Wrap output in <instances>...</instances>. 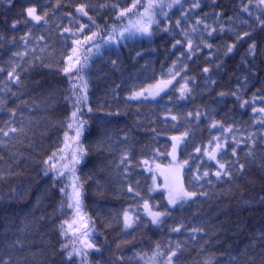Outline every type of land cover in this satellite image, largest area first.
<instances>
[{"label":"trees","instance_id":"16d2710c","mask_svg":"<svg viewBox=\"0 0 264 264\" xmlns=\"http://www.w3.org/2000/svg\"><path fill=\"white\" fill-rule=\"evenodd\" d=\"M146 4L0 0V264H264V4L180 0L111 42ZM178 134L171 207L145 165Z\"/></svg>","mask_w":264,"mask_h":264},{"label":"rangeland","instance_id":"374dc122","mask_svg":"<svg viewBox=\"0 0 264 264\" xmlns=\"http://www.w3.org/2000/svg\"><path fill=\"white\" fill-rule=\"evenodd\" d=\"M180 0H146V7L141 15L135 17L132 21L119 27L116 32L110 36V41L114 42L117 39L125 40L128 37H135L137 35H144L149 33V28L152 22L155 21L153 9H158L164 13L171 7H174ZM264 4V0H261ZM30 18L38 21L40 16L35 8L28 10ZM109 42V40H107ZM176 81V77L168 79H160L158 82L147 86L146 88L133 93L131 99H155L167 91L171 85ZM189 92V82L186 81L181 88L183 97H187ZM264 117V109L261 111ZM185 134H178L172 137V148L169 153V162L166 164H151L145 165L146 169L152 174V188L154 191H163L166 194L168 203L171 207L176 206L179 202L189 200L195 194L188 192L183 182V169L185 162L179 157V147L185 138ZM219 146L214 149L206 150V155L212 159L217 160V153ZM76 190V189H75ZM75 192V191H74ZM77 194V191H76ZM146 214L153 220L154 223L160 224L163 213L153 210L151 206L145 204ZM124 223L126 228H131L134 223L133 214L127 211L124 215ZM175 253L168 256L163 254H156L148 260L149 264H174L173 257Z\"/></svg>","mask_w":264,"mask_h":264}]
</instances>
